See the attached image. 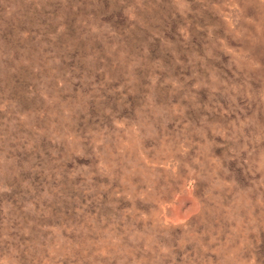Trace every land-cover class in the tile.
Returning a JSON list of instances; mask_svg holds the SVG:
<instances>
[{
    "label": "rangeland",
    "instance_id": "1",
    "mask_svg": "<svg viewBox=\"0 0 264 264\" xmlns=\"http://www.w3.org/2000/svg\"><path fill=\"white\" fill-rule=\"evenodd\" d=\"M0 264H264V0H0Z\"/></svg>",
    "mask_w": 264,
    "mask_h": 264
}]
</instances>
